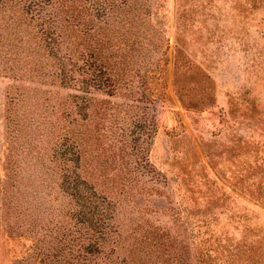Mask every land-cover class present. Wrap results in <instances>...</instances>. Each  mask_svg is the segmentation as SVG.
<instances>
[{
  "label": "rangeland",
  "instance_id": "obj_1",
  "mask_svg": "<svg viewBox=\"0 0 264 264\" xmlns=\"http://www.w3.org/2000/svg\"><path fill=\"white\" fill-rule=\"evenodd\" d=\"M147 4L150 16L144 19L141 43L150 64L138 66L141 86L134 106L149 134L141 137L144 150L133 158L138 166H127L141 173L117 172L114 165L108 169L111 178H101L104 184L94 188L104 192L108 185L119 199L116 190L123 185L129 195L114 212L118 230L131 222L167 228L186 264H264V0ZM3 27L0 23V182L10 184L15 176L25 206L45 219V213L61 209L64 198L60 181L46 176L38 150H30L29 141L44 139L36 127L39 96L80 94L58 83L51 86L46 77H35L31 69L29 74L28 67L24 75L7 73L4 63L13 55L6 47L9 29ZM15 88L29 98L23 97L24 104L17 99L9 109ZM95 96L111 105L132 102L123 91ZM12 118H23L25 126L26 135L17 143L9 137ZM0 209V264H44L37 254L42 233L18 229L7 207L0 203ZM80 241L86 248L88 241ZM67 246L73 257V245ZM81 263L99 260L87 257Z\"/></svg>",
  "mask_w": 264,
  "mask_h": 264
},
{
  "label": "trees",
  "instance_id": "obj_2",
  "mask_svg": "<svg viewBox=\"0 0 264 264\" xmlns=\"http://www.w3.org/2000/svg\"><path fill=\"white\" fill-rule=\"evenodd\" d=\"M147 15V0H0V23L2 30L9 29L6 47L13 55L4 63L6 72L18 70L24 75L32 70L35 77H46L51 86L58 83L80 94L61 97L47 91L40 95L36 127L40 126L44 139L29 141L30 150H38L46 176L56 184L60 181L61 209L45 213L43 219L41 213L25 206L26 195L15 186V176L10 184L0 182V203L10 211L17 228L37 236L42 233L37 254L44 264H84L87 257L105 264H111L113 257L112 264H186L167 228L131 222L127 229L118 230L114 212L129 195L123 185L116 190L119 199L107 184L104 192L94 188L99 182L104 184L101 178H111L108 169L114 165L117 172L141 173L127 166H138L133 158L144 150L141 137L149 134L134 106L139 103L135 98L141 86L137 70L150 64L144 61L148 54L141 43ZM15 91L10 94L9 109L17 105V99L24 104L23 97L29 98ZM120 91L130 97V104L111 105L95 96ZM21 111L17 112L26 114ZM22 119L7 123L12 142L26 135ZM13 144L16 147L11 143V148ZM81 238L88 241L86 248ZM67 245H73V257Z\"/></svg>",
  "mask_w": 264,
  "mask_h": 264
}]
</instances>
